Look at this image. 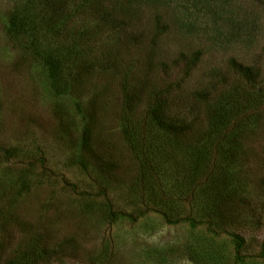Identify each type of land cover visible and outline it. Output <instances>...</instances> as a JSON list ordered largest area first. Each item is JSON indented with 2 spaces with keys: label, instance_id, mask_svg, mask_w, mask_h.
Listing matches in <instances>:
<instances>
[{
  "label": "rangeland",
  "instance_id": "rangeland-1",
  "mask_svg": "<svg viewBox=\"0 0 264 264\" xmlns=\"http://www.w3.org/2000/svg\"><path fill=\"white\" fill-rule=\"evenodd\" d=\"M125 1L0 0V264H264V2Z\"/></svg>",
  "mask_w": 264,
  "mask_h": 264
},
{
  "label": "trees",
  "instance_id": "trees-1",
  "mask_svg": "<svg viewBox=\"0 0 264 264\" xmlns=\"http://www.w3.org/2000/svg\"><path fill=\"white\" fill-rule=\"evenodd\" d=\"M26 1H27L26 8L24 10H21L18 13V28H27V25L25 24L26 20H29V23L32 22V24L35 25L34 20L41 21L43 19L40 12H38L37 9H34L33 6L31 5L33 0H26ZM56 1L57 0H48V3L50 4L51 8H53V9L59 8V6L53 5ZM129 1L130 0L125 1V4H124L125 7H128L127 2H129ZM257 1L264 2V0H257ZM12 23H13V21H12ZM72 48L75 49L76 46L73 45ZM199 54H200V52L196 51V53H195V61L196 62H198V60H199ZM45 66H46L47 72L51 76H54L55 72L57 70L55 62L49 58H46L45 59ZM163 118H162V116L158 115V117L156 119H153V120H155V125L157 127H162L166 130H169L171 128H175L176 131H180L182 133L183 131L187 130V128L189 126V123H188L189 121L187 119H175V120L169 119V120H166ZM219 120H220L219 125H220L221 129H219L218 132L220 133V135L217 137L221 138L222 141L220 140V141L216 142L215 147L218 151L217 153L219 154V157H221L223 162H225V161L229 160L230 156H232V154L230 152H233V148H234V145L231 143L233 141V137L231 134H229V135L224 134V131H223L229 125L228 119H219ZM125 216H127V215H125ZM128 218L132 219V217L130 215L128 216ZM164 219L167 223L169 222V220L165 216H164ZM132 220H134V219H132ZM180 221H184V219L176 220V221H174V223L180 222ZM234 239L237 242L236 252H238L242 248L243 239L237 235L234 236ZM263 246H264V243H263Z\"/></svg>",
  "mask_w": 264,
  "mask_h": 264
}]
</instances>
